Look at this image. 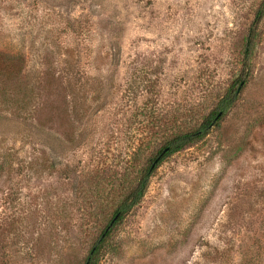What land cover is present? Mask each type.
I'll return each mask as SVG.
<instances>
[{"label": "rangeland", "instance_id": "rangeland-1", "mask_svg": "<svg viewBox=\"0 0 264 264\" xmlns=\"http://www.w3.org/2000/svg\"><path fill=\"white\" fill-rule=\"evenodd\" d=\"M262 1L0 0V56L24 60L0 75V264H86L118 176L130 192L229 89L233 108L159 164L98 264H264Z\"/></svg>", "mask_w": 264, "mask_h": 264}, {"label": "trees", "instance_id": "trees-1", "mask_svg": "<svg viewBox=\"0 0 264 264\" xmlns=\"http://www.w3.org/2000/svg\"><path fill=\"white\" fill-rule=\"evenodd\" d=\"M263 20H264V0L262 1V3H260L253 22V24L256 26L255 27L256 31H257V27L259 26V24L263 22ZM254 33L255 32H253L252 30L247 41V45L245 49V58L243 62L244 71L250 70L251 68V58L249 57V55H251V53L255 48L256 35ZM23 72H24V60L22 56H6L4 58L0 56V75L6 76L8 79L14 80V79H18L19 76L23 74ZM240 85L242 86V81L240 82ZM238 92L239 90L229 89L225 94V96L222 98V100H220L216 110H214L210 114V116L205 119L199 130H197L195 133L177 135L176 137L167 141L165 145L160 149L158 156L155 158V160L152 163L153 165L154 162L159 158L158 164L155 166L153 170H151L152 165L147 170H144L139 178L137 185L130 192H128V189L124 187L127 181V177H126L127 170L124 171L126 173L121 175V177L120 175L118 176L119 180L122 182L118 184L119 187H123L122 189L125 188V190H121V192L119 193V196H121L120 198L121 202L115 209L111 220L107 223L101 236L95 242L94 247L91 249L86 259V264H98L99 256L102 247L105 244L106 238L110 235L113 229L125 219V217L129 213H131L136 207L139 206V204L145 197L151 175L153 174L154 170L159 166V164H161L165 160V158L168 157L169 155L183 151L187 147L194 144L197 139L206 136L208 134V131L214 126V122L218 119V116L220 114L223 115L227 113V111L233 108L235 103L238 101ZM113 179L116 182L118 181L116 176L113 177ZM115 219L116 221L114 225L110 228L109 232L106 233V230L109 228V226ZM104 235L105 237L103 238Z\"/></svg>", "mask_w": 264, "mask_h": 264}, {"label": "water", "instance_id": "water-1", "mask_svg": "<svg viewBox=\"0 0 264 264\" xmlns=\"http://www.w3.org/2000/svg\"><path fill=\"white\" fill-rule=\"evenodd\" d=\"M221 115V114H220ZM220 115L218 116V118L220 117ZM159 162V158L154 162V164L152 165L151 170H153L155 168V166L158 164ZM117 219V218H116ZM116 219L111 223V225L109 226V228L106 230V233L109 232L110 228L114 225ZM105 237V235L103 236V238Z\"/></svg>", "mask_w": 264, "mask_h": 264}]
</instances>
